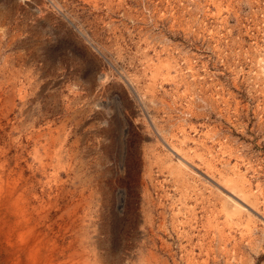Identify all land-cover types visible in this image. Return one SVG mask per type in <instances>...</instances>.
<instances>
[{
	"label": "rangeland",
	"instance_id": "374dc122",
	"mask_svg": "<svg viewBox=\"0 0 264 264\" xmlns=\"http://www.w3.org/2000/svg\"><path fill=\"white\" fill-rule=\"evenodd\" d=\"M0 264H264V0H0Z\"/></svg>",
	"mask_w": 264,
	"mask_h": 264
}]
</instances>
